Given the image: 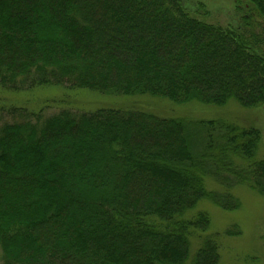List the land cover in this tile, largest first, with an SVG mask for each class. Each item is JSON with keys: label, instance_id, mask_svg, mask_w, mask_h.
I'll return each mask as SVG.
<instances>
[{"label": "trees", "instance_id": "1", "mask_svg": "<svg viewBox=\"0 0 264 264\" xmlns=\"http://www.w3.org/2000/svg\"><path fill=\"white\" fill-rule=\"evenodd\" d=\"M237 4L241 25L223 28L184 0H0L3 95L57 87L169 106L6 111L2 264H219L198 207L238 211L232 188L264 198L260 133L172 107L264 106V0Z\"/></svg>", "mask_w": 264, "mask_h": 264}, {"label": "rangeland", "instance_id": "2", "mask_svg": "<svg viewBox=\"0 0 264 264\" xmlns=\"http://www.w3.org/2000/svg\"><path fill=\"white\" fill-rule=\"evenodd\" d=\"M184 3L190 10L203 5L208 15L207 22L223 28L241 25V17L247 13L244 10L239 12L236 9L237 0H184ZM2 90L0 88V126L2 123H9L12 120V116L6 112L12 107L21 109L40 107L46 117L57 114L67 105L58 102L61 98H66L70 102L69 104L74 106L68 108L73 113L90 112L106 107L126 109L124 106L127 107L129 102L138 104L141 109L155 113L165 111V107L169 108L166 102L156 101V99H124L126 97L103 96L88 91L75 90L71 92L57 87H41L35 91L19 92L20 94L16 98L3 95ZM46 102L50 105L43 106ZM2 110L3 112H1ZM172 111L177 114L190 115L189 117L197 120L225 119L241 127H254L259 131L261 137L257 157L264 160V106L246 110L235 103H229L220 108L190 104L172 107ZM157 115L164 117L162 113ZM216 187V184H211L208 188L213 190ZM238 189L232 188L234 196L237 191L240 198L241 206L238 211L228 213L207 204L199 205L198 210L204 207L211 216L210 233L215 234L220 242L219 264H264V198H260L248 190ZM228 231H232L234 235H227ZM196 249L194 244L192 254ZM0 264H2L1 259Z\"/></svg>", "mask_w": 264, "mask_h": 264}]
</instances>
